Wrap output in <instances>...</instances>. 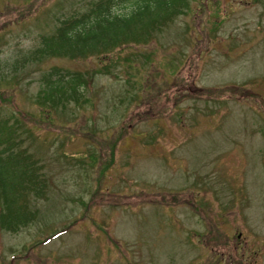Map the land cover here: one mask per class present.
I'll return each instance as SVG.
<instances>
[{"label":"rangeland","instance_id":"obj_1","mask_svg":"<svg viewBox=\"0 0 264 264\" xmlns=\"http://www.w3.org/2000/svg\"><path fill=\"white\" fill-rule=\"evenodd\" d=\"M75 1L0 0L1 105L51 184L34 221L0 231V264H264V0L192 1L156 42L123 48L128 67L151 58L130 76L123 60L107 74L93 56L23 60ZM53 64L97 75L56 125L33 103Z\"/></svg>","mask_w":264,"mask_h":264},{"label":"trees","instance_id":"obj_2","mask_svg":"<svg viewBox=\"0 0 264 264\" xmlns=\"http://www.w3.org/2000/svg\"><path fill=\"white\" fill-rule=\"evenodd\" d=\"M192 1L194 0H76L65 12L53 15L54 25L51 31L38 36L37 45L25 53L23 60L40 62L54 57L82 59L93 56L98 61L94 74L115 73L112 64L123 60L125 65L120 69L130 76L132 71L128 69L135 68L133 72H139L147 58H151L145 56L146 59L141 64L138 53H135L133 59L136 63L138 60L140 66L128 67L130 53L122 52L123 48L156 42L176 19L189 11ZM208 1L210 0H204V6ZM176 71V68L169 71V76H173ZM179 72L186 82L189 73L182 69L176 73L174 80L180 81ZM94 76L97 75L54 64L42 71L37 80L39 86L33 101L38 106L41 120L56 125L57 118L63 123L64 118L61 117H65L66 111H69L67 106L72 104L78 108L90 101V92H94L90 87ZM144 79L143 73L140 83ZM180 86L186 87L191 94L201 93L195 86L185 83ZM241 92L240 90V94H236L231 91L232 94L228 96L242 97ZM178 94L182 95L181 92ZM177 99L174 105L178 106L183 98ZM1 101L0 98V231L12 233L36 219L38 209L35 205L38 200L48 198L51 184L45 174V164L33 154L28 142L25 143L31 133L25 127L23 117L19 114L21 112L7 114ZM14 113L18 115H13ZM52 114L55 115L53 118ZM28 116L34 117L32 114ZM127 116L128 114L126 118ZM133 119L130 117L127 123H120V126L126 127ZM50 143H47V147ZM83 156L79 154L77 158ZM201 198L203 197H199ZM158 199L169 202L176 200L171 192L159 193ZM196 206L202 207L198 203Z\"/></svg>","mask_w":264,"mask_h":264}]
</instances>
